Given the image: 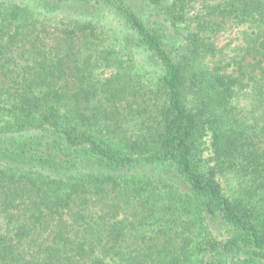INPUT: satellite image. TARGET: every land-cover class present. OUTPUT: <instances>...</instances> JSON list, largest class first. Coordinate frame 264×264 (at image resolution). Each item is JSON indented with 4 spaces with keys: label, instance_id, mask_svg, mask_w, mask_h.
Listing matches in <instances>:
<instances>
[{
    "label": "trees",
    "instance_id": "16d2710c",
    "mask_svg": "<svg viewBox=\"0 0 264 264\" xmlns=\"http://www.w3.org/2000/svg\"><path fill=\"white\" fill-rule=\"evenodd\" d=\"M0 264H264V0H0Z\"/></svg>",
    "mask_w": 264,
    "mask_h": 264
},
{
    "label": "rangeland",
    "instance_id": "374dc122",
    "mask_svg": "<svg viewBox=\"0 0 264 264\" xmlns=\"http://www.w3.org/2000/svg\"><path fill=\"white\" fill-rule=\"evenodd\" d=\"M228 39H226V37H222L221 38V44H223V43H227L226 41H227Z\"/></svg>",
    "mask_w": 264,
    "mask_h": 264
}]
</instances>
